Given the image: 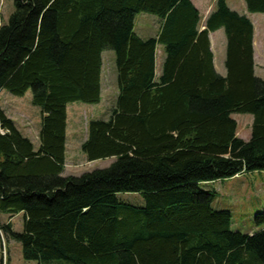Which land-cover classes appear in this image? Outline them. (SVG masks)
Returning <instances> with one entry per match:
<instances>
[{
  "label": "trees",
  "instance_id": "trees-1",
  "mask_svg": "<svg viewBox=\"0 0 264 264\" xmlns=\"http://www.w3.org/2000/svg\"><path fill=\"white\" fill-rule=\"evenodd\" d=\"M0 26V92L40 108L39 149L0 107V212L23 213V231L1 226L38 264H264V230L231 231L199 185L264 171V80L254 75L253 24L225 0L204 22L190 0H12ZM264 14V0H245ZM156 16L155 37L134 31ZM226 36V76L214 69L209 34ZM164 60L156 75L157 47ZM115 55L117 98L91 120L81 151L107 169L61 177L66 109L98 104L101 54ZM233 114L253 117L248 141ZM135 193L143 206L120 202ZM256 223L264 225V214Z\"/></svg>",
  "mask_w": 264,
  "mask_h": 264
},
{
  "label": "rangeland",
  "instance_id": "rangeland-1",
  "mask_svg": "<svg viewBox=\"0 0 264 264\" xmlns=\"http://www.w3.org/2000/svg\"><path fill=\"white\" fill-rule=\"evenodd\" d=\"M12 0H0V26L8 23L13 13ZM160 27V21L156 16L148 13H139L135 17L136 34L143 40L156 36ZM102 72L101 86L103 95L98 104H84L81 102L71 103L70 107L76 112V125L78 137L86 134L87 123L91 120H108L117 98V72L115 66V55L111 50H105L101 54ZM164 60L163 47L159 45L156 53V75L158 76ZM0 107L10 112L17 118V124L21 121L29 131L39 135L41 110L31 104V92L24 96L11 95L6 90L0 93ZM70 108V109H71ZM232 118L237 123V137L248 141L251 136L252 117L245 114H233ZM31 140L35 142L34 135ZM82 151L76 156V167L67 169L65 175L81 176L95 170L109 168L114 160H98L87 163L81 160ZM199 187L205 191H214L215 199L213 208L215 210H227L231 213V231L242 234H256L264 230V225L257 224L255 217L264 214V171L243 172L233 178L201 183ZM117 199L120 202L133 206H143V198L135 193H119ZM1 227V225H0ZM13 231L22 233L23 219L15 217L13 220ZM0 264H38L36 261H26L21 255V246L7 238L0 228Z\"/></svg>",
  "mask_w": 264,
  "mask_h": 264
},
{
  "label": "crops",
  "instance_id": "crops-1",
  "mask_svg": "<svg viewBox=\"0 0 264 264\" xmlns=\"http://www.w3.org/2000/svg\"><path fill=\"white\" fill-rule=\"evenodd\" d=\"M190 1L192 5L199 12V15L202 20V25L200 30H203L204 22L206 21L208 16L215 10L217 0H190ZM225 2L231 11L236 12L239 15L246 16L252 22L254 75L257 78L264 80V14L249 13L247 11L245 0H225ZM134 31L136 32V28H134ZM209 41H210V50L213 54L214 69L217 72V74H219L222 77H225L227 73L225 68L226 36L224 30L220 29L210 33ZM102 95H103V91L101 86V97ZM70 106L71 105H68L66 109L65 165L61 177L74 176V175H65V173L67 172L68 168L76 167L77 165H79L76 162V156L80 154L81 145L86 139V134L83 137L81 136L78 137L76 133L77 132V125L75 122L76 112ZM1 109L5 112L6 116L14 122V124L21 132V134L31 141L34 151L36 152L40 146L39 138L36 135V132L31 133L32 131H29L27 129V125L25 126L23 123H21V121L19 122V124H17L16 119L22 117V115L14 117L10 112L5 110L4 108L1 107ZM251 122H253V117ZM31 135H34L35 142L31 140ZM81 160L87 162L84 154L81 156ZM106 160H110V161L114 160L115 162V159H106ZM21 216L23 219L24 218L23 213H19L11 218L10 215L0 212V225L3 226V225L11 224V228L13 230L14 218Z\"/></svg>",
  "mask_w": 264,
  "mask_h": 264
}]
</instances>
